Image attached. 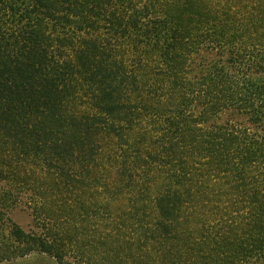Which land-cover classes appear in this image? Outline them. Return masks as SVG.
Segmentation results:
<instances>
[{"label": "trees", "instance_id": "1", "mask_svg": "<svg viewBox=\"0 0 264 264\" xmlns=\"http://www.w3.org/2000/svg\"><path fill=\"white\" fill-rule=\"evenodd\" d=\"M33 253L264 264V0H0V262Z\"/></svg>", "mask_w": 264, "mask_h": 264}, {"label": "rangeland", "instance_id": "2", "mask_svg": "<svg viewBox=\"0 0 264 264\" xmlns=\"http://www.w3.org/2000/svg\"><path fill=\"white\" fill-rule=\"evenodd\" d=\"M8 216L18 223L24 230L33 227L30 210L25 204L20 203L8 211ZM0 264H55L54 261L45 254L33 253L23 258L12 261H3Z\"/></svg>", "mask_w": 264, "mask_h": 264}]
</instances>
